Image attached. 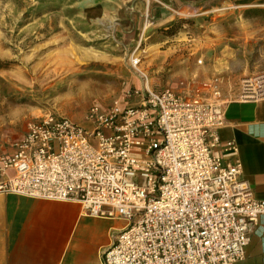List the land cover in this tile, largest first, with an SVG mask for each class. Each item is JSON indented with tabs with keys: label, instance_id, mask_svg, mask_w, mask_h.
Listing matches in <instances>:
<instances>
[{
	"label": "built area",
	"instance_id": "1",
	"mask_svg": "<svg viewBox=\"0 0 264 264\" xmlns=\"http://www.w3.org/2000/svg\"><path fill=\"white\" fill-rule=\"evenodd\" d=\"M154 22L146 13L145 29ZM141 45L129 60L141 87L127 86L128 99L92 104L91 129L48 113L18 138L0 134V193L76 201L86 214L124 221L103 264H235L264 199L239 158L217 151L226 125L222 76L189 90L183 80L154 88ZM242 81L241 99L264 97V73Z\"/></svg>",
	"mask_w": 264,
	"mask_h": 264
},
{
	"label": "rangeland",
	"instance_id": "2",
	"mask_svg": "<svg viewBox=\"0 0 264 264\" xmlns=\"http://www.w3.org/2000/svg\"><path fill=\"white\" fill-rule=\"evenodd\" d=\"M206 10L147 34L140 54L154 88L216 72L234 92L244 78L264 73V31L259 40L245 31L244 41L230 44L221 29L237 34L229 29L236 17ZM212 17L220 31L209 29ZM139 30L123 0H0V134L18 138L30 120L48 113L91 129L92 104L128 99L127 86L142 85L129 62L140 51ZM212 33L219 41L212 43Z\"/></svg>",
	"mask_w": 264,
	"mask_h": 264
},
{
	"label": "crops",
	"instance_id": "3",
	"mask_svg": "<svg viewBox=\"0 0 264 264\" xmlns=\"http://www.w3.org/2000/svg\"><path fill=\"white\" fill-rule=\"evenodd\" d=\"M123 1L135 17V26L140 29L135 49L148 39L151 30L168 27L186 16L199 15L203 8L211 14L226 15L228 21L236 17L237 23L229 24V29L235 28L237 34L227 36L225 24L221 29V36L230 44V41H244L245 31L252 34L254 40L261 39L264 31V0H159L164 4ZM146 13L155 20L149 29H145L141 18V14ZM209 24L211 31H220L213 17ZM220 37L210 35L212 43ZM216 74L219 73L199 79L198 74L192 72L181 89L194 88ZM180 81L169 86H177ZM221 87L226 101V125L219 131L217 151L226 158H239L242 176L248 180L255 196L264 199V97L241 99L240 88L229 92L224 76ZM230 143L237 146L235 154L225 150ZM125 224L119 219L86 214L76 201L0 193V264H103L104 253L112 245L113 236ZM235 264H264V215L259 217L245 258Z\"/></svg>",
	"mask_w": 264,
	"mask_h": 264
},
{
	"label": "trees",
	"instance_id": "4",
	"mask_svg": "<svg viewBox=\"0 0 264 264\" xmlns=\"http://www.w3.org/2000/svg\"><path fill=\"white\" fill-rule=\"evenodd\" d=\"M177 27V23L174 25V26H172V28L171 29H174V28H176Z\"/></svg>",
	"mask_w": 264,
	"mask_h": 264
},
{
	"label": "bare ground",
	"instance_id": "5",
	"mask_svg": "<svg viewBox=\"0 0 264 264\" xmlns=\"http://www.w3.org/2000/svg\"><path fill=\"white\" fill-rule=\"evenodd\" d=\"M143 73H146V72H143ZM147 81L149 82V78L147 79ZM149 84H150V82H149Z\"/></svg>",
	"mask_w": 264,
	"mask_h": 264
}]
</instances>
